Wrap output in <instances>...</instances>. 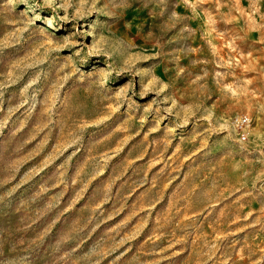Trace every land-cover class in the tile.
Returning <instances> with one entry per match:
<instances>
[{
	"label": "rangeland",
	"instance_id": "obj_1",
	"mask_svg": "<svg viewBox=\"0 0 264 264\" xmlns=\"http://www.w3.org/2000/svg\"><path fill=\"white\" fill-rule=\"evenodd\" d=\"M0 264H264V0H0Z\"/></svg>",
	"mask_w": 264,
	"mask_h": 264
},
{
	"label": "built area",
	"instance_id": "obj_2",
	"mask_svg": "<svg viewBox=\"0 0 264 264\" xmlns=\"http://www.w3.org/2000/svg\"><path fill=\"white\" fill-rule=\"evenodd\" d=\"M237 128L241 132L242 140H246L249 135V129L252 124V120L248 115H242L235 120Z\"/></svg>",
	"mask_w": 264,
	"mask_h": 264
},
{
	"label": "bare ground",
	"instance_id": "obj_3",
	"mask_svg": "<svg viewBox=\"0 0 264 264\" xmlns=\"http://www.w3.org/2000/svg\"><path fill=\"white\" fill-rule=\"evenodd\" d=\"M108 74V73H107Z\"/></svg>",
	"mask_w": 264,
	"mask_h": 264
}]
</instances>
